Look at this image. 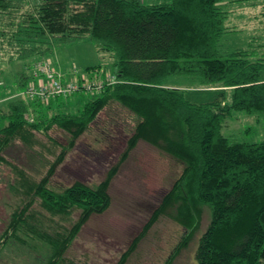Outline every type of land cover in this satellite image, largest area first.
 <instances>
[{
	"label": "trees",
	"instance_id": "1",
	"mask_svg": "<svg viewBox=\"0 0 264 264\" xmlns=\"http://www.w3.org/2000/svg\"><path fill=\"white\" fill-rule=\"evenodd\" d=\"M241 2L0 0V75L16 62L30 72L54 46L91 40L115 59L118 81L78 114L47 118L36 108H49L53 100L48 105L3 98L0 168L7 169L9 209L7 219L0 215V254L16 244L36 251L37 259L43 253L45 264H73L67 257L71 247L92 217L109 210L114 179L145 142L182 171L116 264H127L164 215L188 232L165 264H174L206 217L198 264H264V141L241 143L222 134L234 112L264 117V42L233 49L225 41L234 32L226 22ZM17 76L15 90L23 92L32 76ZM172 77H187L193 88L215 98L193 103L181 88L166 85ZM228 92L231 103L224 104ZM101 115L109 116L103 128L99 125L103 133L119 125L120 115L130 121V137L117 162L98 184L53 188L59 168ZM56 132L62 138L53 136ZM12 149L24 150L25 164L9 158Z\"/></svg>",
	"mask_w": 264,
	"mask_h": 264
},
{
	"label": "rangeland",
	"instance_id": "2",
	"mask_svg": "<svg viewBox=\"0 0 264 264\" xmlns=\"http://www.w3.org/2000/svg\"><path fill=\"white\" fill-rule=\"evenodd\" d=\"M140 1L152 6L165 0ZM239 4L226 22V25L234 30L225 39L226 43L233 49L263 43L264 0H242ZM46 58L53 68L63 74L65 83L77 78L89 82L103 77L105 73L113 74L115 70L113 66L115 59L111 53L99 50L96 43L91 40L56 45L53 47V53ZM1 70L3 75H0V105H4L3 98L10 95L13 96L9 99L18 98L16 96L21 93L14 87L19 72L24 71L28 76H31V72L26 69L24 62L4 66ZM31 80L32 78L28 80L27 85H30ZM166 85L181 88L186 98L193 103H205L215 98L213 93L193 88L187 77H172L167 80ZM95 95L93 92H79L68 98L53 100L49 108L44 105L36 109L42 110V114L45 113L47 118L55 113L78 114ZM23 99L25 100V97ZM223 103H231V92L226 94ZM33 108H35L34 104ZM118 114L117 112L116 115ZM108 118V115H101L97 127L79 139L76 147L53 178V188H64L75 182L93 186L104 179L107 171L123 152L130 137L127 129L131 127L127 116L120 115L119 125L112 128L109 133H103L99 125L102 124L103 128ZM222 134L236 142L260 143L264 141V117L246 112H234L224 124ZM53 136L62 138L60 132H56ZM16 151L17 153L13 149L10 150L9 158L15 164H25V155L22 154L24 150ZM5 168L3 166L0 168V203L3 201L0 215L3 219L8 218L9 209L8 203L6 204L9 197L7 196L9 181L4 173L7 171ZM181 171L182 166L170 156L145 142H140L110 187L112 203L109 210L89 220L71 247L67 255L68 260L73 264H116L121 254L149 221L163 196L170 191ZM207 224L206 217L187 249L181 252L174 264H198L195 254ZM3 225L0 221V236ZM187 233L184 227L168 215L160 217L127 264H165ZM38 246L40 252L41 245L38 243ZM24 249L16 244L6 247L0 254V264H45L43 253L37 259L36 251L32 253Z\"/></svg>",
	"mask_w": 264,
	"mask_h": 264
},
{
	"label": "built area",
	"instance_id": "3",
	"mask_svg": "<svg viewBox=\"0 0 264 264\" xmlns=\"http://www.w3.org/2000/svg\"><path fill=\"white\" fill-rule=\"evenodd\" d=\"M32 80L22 95L30 100H39L49 103L58 98H68L79 92H93L99 94L107 86L118 83L111 73H105L103 77L95 78L87 82L85 79H70L63 82V74L52 67L51 63L42 59L35 62L31 67Z\"/></svg>",
	"mask_w": 264,
	"mask_h": 264
},
{
	"label": "crops",
	"instance_id": "4",
	"mask_svg": "<svg viewBox=\"0 0 264 264\" xmlns=\"http://www.w3.org/2000/svg\"><path fill=\"white\" fill-rule=\"evenodd\" d=\"M14 71H12V74H14L13 73ZM24 72V71H23ZM20 73V72H19ZM17 74V73H16ZM15 75V74H14ZM16 97H18V98H24V96L22 95V92L21 93H19Z\"/></svg>",
	"mask_w": 264,
	"mask_h": 264
}]
</instances>
